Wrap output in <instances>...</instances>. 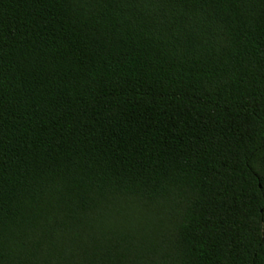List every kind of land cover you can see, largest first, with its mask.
Here are the masks:
<instances>
[{
    "label": "trees",
    "instance_id": "obj_1",
    "mask_svg": "<svg viewBox=\"0 0 264 264\" xmlns=\"http://www.w3.org/2000/svg\"><path fill=\"white\" fill-rule=\"evenodd\" d=\"M0 264H264V0H0Z\"/></svg>",
    "mask_w": 264,
    "mask_h": 264
}]
</instances>
